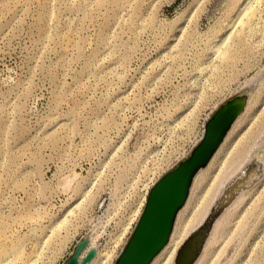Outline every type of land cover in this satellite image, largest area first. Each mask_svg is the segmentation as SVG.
Here are the masks:
<instances>
[{
    "label": "rangeland",
    "instance_id": "1",
    "mask_svg": "<svg viewBox=\"0 0 264 264\" xmlns=\"http://www.w3.org/2000/svg\"><path fill=\"white\" fill-rule=\"evenodd\" d=\"M252 84L223 156L264 151V0H0V264H63L84 236L115 264L148 189ZM247 198L198 264H264V182Z\"/></svg>",
    "mask_w": 264,
    "mask_h": 264
},
{
    "label": "water",
    "instance_id": "2",
    "mask_svg": "<svg viewBox=\"0 0 264 264\" xmlns=\"http://www.w3.org/2000/svg\"><path fill=\"white\" fill-rule=\"evenodd\" d=\"M253 86L246 87L214 110L206 120L202 139L188 156L166 171L152 186L141 215L115 264H151L166 246L178 213L189 197L195 176L208 165L232 125L244 111ZM257 153L259 155L255 154L250 163L224 187L207 219L181 245L174 264H194L216 219L242 191L252 187L264 176V169L260 165V157L264 151L258 149ZM89 242V236L82 237L63 264H89L97 254V248L92 247L81 258V253Z\"/></svg>",
    "mask_w": 264,
    "mask_h": 264
},
{
    "label": "bare ground",
    "instance_id": "3",
    "mask_svg": "<svg viewBox=\"0 0 264 264\" xmlns=\"http://www.w3.org/2000/svg\"><path fill=\"white\" fill-rule=\"evenodd\" d=\"M242 18L244 21L243 23H246V21L254 18V11L252 7L247 8L244 11V13L242 14ZM249 100H248V103L244 111L236 119L231 129L229 130L227 136L225 137L224 141L222 142L221 146L219 147L215 155L212 157L208 165L205 168L201 169L198 172V174L195 176L189 197L185 205L182 207V209L178 213V216L176 218V222L174 225V229L171 233L169 241L166 244V246L161 250V252L154 258L151 264H174L175 263L176 255L181 245L188 238V236L193 231H195L198 227H200L204 223V221L207 219L218 197L222 193L224 187L228 184L229 181H231L237 175L238 172H240L248 163H250L251 159L253 158L255 154L259 155L257 153L258 149H255V148H253L251 152L245 154V149L243 147V149L238 148L235 152L234 150H232L231 152H227L223 156V152L230 139V135L233 132L232 130L236 127L241 117H243V115L248 110V107L250 105ZM204 133H205V125H204ZM259 146L263 147L264 143H261ZM260 161H261L260 165L264 169V154L261 155ZM263 179H264V176L258 182H260L261 180L262 181L260 183L264 182ZM256 184H254L249 189L242 191L234 199V201L228 207H226V209L222 212V214L216 219L210 231V234L203 246L202 252L198 256L194 264H198L202 260L206 247L210 243L212 236L214 232L216 231L217 227L219 226V224L221 223L223 217L234 206L240 205L241 203L243 204L244 202H246V200L248 199L247 197L250 195L252 190L258 185ZM149 191L150 189H148V193ZM145 197L146 198L144 199L145 200L144 205L148 197L147 194ZM1 233L2 231L0 229V235ZM89 238H90L89 245L82 251L81 258L84 257L92 247H95L97 248V254L93 258V260L89 263V264H95L98 258L100 257V254L102 251L100 248L96 246L94 236H89ZM102 256L103 255H101V257ZM103 257H106L107 261L111 260L110 254L108 253L106 254V256L104 255ZM105 262H102V264H104Z\"/></svg>",
    "mask_w": 264,
    "mask_h": 264
}]
</instances>
